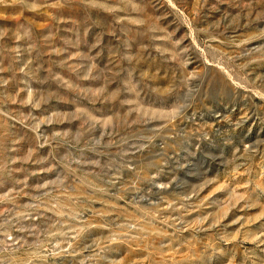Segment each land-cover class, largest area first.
<instances>
[{"label": "rangeland", "instance_id": "obj_1", "mask_svg": "<svg viewBox=\"0 0 264 264\" xmlns=\"http://www.w3.org/2000/svg\"><path fill=\"white\" fill-rule=\"evenodd\" d=\"M0 264H264V0H0Z\"/></svg>", "mask_w": 264, "mask_h": 264}]
</instances>
